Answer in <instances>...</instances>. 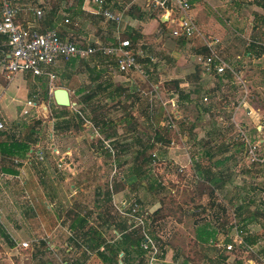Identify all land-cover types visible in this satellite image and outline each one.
<instances>
[{
    "label": "rangeland",
    "instance_id": "obj_1",
    "mask_svg": "<svg viewBox=\"0 0 264 264\" xmlns=\"http://www.w3.org/2000/svg\"><path fill=\"white\" fill-rule=\"evenodd\" d=\"M192 1L191 13L196 17L194 19L199 30L204 35L221 38L219 49L225 59L228 60L230 54L226 47L229 40H233L235 45L234 55L244 56L249 50L264 52V39L253 44L257 34L251 30L252 25L249 23L253 13L249 6L259 3V0H244L246 3H242V0ZM68 2L24 0L23 3L41 7L44 13L41 19L30 10L23 15L47 25V19L68 15ZM111 3L122 14L123 20L117 24L104 18H93L87 27L89 37L100 36L104 31L102 43L114 41V35L132 38L134 32L128 31L129 18L126 15L134 14L139 15L143 21L157 17L160 24L154 32L165 34V41L162 45L155 44L157 39L152 34L148 39L144 38L139 31L142 26L137 24L136 32L152 44H145L148 47L145 49L142 44H136V49L143 51L139 60L148 76L144 77L137 72L133 74L131 78L137 85L134 89L124 86L123 78L113 82L112 87L100 88V83L104 84L108 79L97 78V69L91 71L85 66L72 69L64 60L52 68L56 74L52 81L49 77L33 76L31 73H18L17 81H11L5 94L8 98L16 99L18 116L7 122V136H0V140L12 137L23 139L31 146L32 153L23 158L9 157L0 152V209L3 208L0 215L4 214L0 218V225L5 221V216L11 217L8 224L10 230L14 238L21 241L11 247L10 240L2 235L0 228V264H76L77 258H81L85 264H104L96 252L87 249L86 242L78 243L74 240L68 244V216H72L68 215V209L75 207L82 214L91 212L87 226L96 227L104 239L114 241L118 239L119 233H116L113 222L122 217L115 203L132 194L149 211V228L154 227L161 247H184L190 251L192 247L200 245L207 250L208 258L215 259L217 251L208 243L207 235L220 231L219 236L225 237L231 222L237 219L252 235L253 244L258 243L255 246L257 253L238 249L230 255V264L235 259H241L247 264H264L258 255H264V179H252L259 177L257 173L264 177V166L259 167L263 162L252 160L248 145L238 136V126L232 120L234 106L229 110L225 107L230 101L237 100L239 92L245 93L242 83L238 78V82L226 83L220 89L221 97L212 91L208 82L195 84L196 79L192 75L200 77L205 68L200 59L206 53L202 49L203 39L200 36L176 38L172 34L176 24L170 28L163 24L160 16L164 7L157 0H115V3ZM168 6L180 12L174 2ZM237 15L241 19L238 20ZM237 20L241 22L240 26L235 24ZM236 29L241 30L242 34ZM85 43L95 42L92 40ZM88 60L92 65L98 63L102 70L118 72L115 67L109 66L105 57L96 56L95 61L92 58ZM236 67L240 69L239 65ZM164 74L171 78L159 83ZM178 75H183L191 85L183 87L182 95L190 94L188 99L183 98L187 99L186 104L177 100V90H167L165 86L167 81L179 80L174 78ZM243 78L246 79V76ZM256 80V77H251L252 83H256ZM156 83L159 87H156ZM57 88L70 91L71 105L56 103L54 91ZM189 89L191 92H187ZM112 91L115 95L110 96ZM248 95L257 101L260 93L250 89ZM28 98L34 99L37 105L30 113L23 114L24 107L21 105H25ZM62 108L68 112L71 125L66 129H56L54 122L57 120L53 115ZM178 111L182 114L180 119L175 118ZM199 114L202 115L200 119ZM184 117L190 119L185 125L179 122ZM242 126L244 128V124ZM95 129L99 130V136ZM244 130L249 135L246 127ZM157 131L171 141L169 146H172L170 151L173 153L184 148L191 151L194 135L199 134L208 137L205 146L212 143V147L221 151L226 147V156H221L230 159L225 168L227 171L222 174V177L227 175L230 185L226 195L224 191L222 195L216 190L213 193V188L200 179L193 182L189 175L191 172L180 170L179 163H186L183 157L171 158L169 149L163 145L158 144L152 148L151 142L156 138ZM212 132L214 143L209 139ZM102 137L111 140L115 155L105 148ZM142 147H151L150 153L155 159L151 165L152 172L155 178L165 183L163 186L168 187L167 190L152 192L149 179L138 184L141 190L149 192V196L135 188L138 176L132 170L136 165L137 149ZM185 159L188 162L187 156ZM2 167L17 169L18 172L8 174ZM184 180H187L188 187L183 189L181 185ZM25 181L29 183L25 184ZM108 192L111 194L109 198ZM199 193L201 198L205 197V203H199L202 208L195 210L199 206L189 205L187 201L196 198ZM149 197L161 202V212L155 213L159 207H152ZM225 197H228L227 202L222 200ZM44 201L49 207L45 210L37 208ZM97 201L100 202L98 206ZM184 202L188 204L187 207ZM103 211L109 217L105 224L99 218V213ZM153 219H156L155 224H152ZM181 254L183 257L179 259L182 264L186 254ZM203 261L208 264L205 259Z\"/></svg>",
    "mask_w": 264,
    "mask_h": 264
},
{
    "label": "built area",
    "instance_id": "obj_2",
    "mask_svg": "<svg viewBox=\"0 0 264 264\" xmlns=\"http://www.w3.org/2000/svg\"><path fill=\"white\" fill-rule=\"evenodd\" d=\"M93 2L97 6L98 13L117 24L121 23L123 20L122 15L109 9L106 6V0H93ZM170 2L176 3L180 10V15L172 34L176 38L182 39H190L195 36L202 37L207 50L200 59L205 69L221 75L226 72L235 74L234 69L223 57L219 49L221 38L204 35L199 30L191 13L193 1L157 0V3L165 8L169 7ZM29 10L34 12L39 19L42 18L44 13L41 7H33L29 4L13 0H1L0 34L4 38L0 40V66L2 73L8 80L18 73H31L34 76H47L52 81L56 77L52 68L60 61L73 57L89 58L93 56L107 58L109 66L111 68L115 67L119 72H137L144 77L148 76L144 65L139 60V55L143 56V51L133 47L130 37L121 38L118 36L114 41L108 43L97 42L91 44L77 42L63 38L56 27L40 30L34 26L21 24L19 22L20 15ZM69 21V18L66 17L65 22ZM151 59L154 60V57H151ZM240 82L244 88V95H248L247 86L242 80ZM204 98L207 100V97ZM27 106L23 110L25 114L30 113L36 107V103L32 99H29ZM235 123L239 130L238 136L248 145L252 160L260 161V157L257 154L259 144L251 140L250 136L239 123L236 121ZM4 128L5 124L0 115V131ZM95 133L98 136L100 135L97 129H95ZM102 139L105 148L115 155V149L111 144V140L103 137ZM3 174L7 173L4 172ZM115 204L121 216L126 218L129 228L139 229L143 235L141 246L145 253L142 258L137 260L136 264H158L162 260V247L157 238L151 234L149 211L143 206L140 199L133 194L120 198ZM219 232L209 241V244L215 248L224 250L231 255L238 249L257 253L255 246L258 243L253 244L248 241L250 233L237 219L231 222L230 230L225 237L221 238ZM24 244L27 245V243ZM100 250L103 251L104 246ZM258 255L264 261V255L262 253ZM230 258L226 264L231 263Z\"/></svg>",
    "mask_w": 264,
    "mask_h": 264
},
{
    "label": "crops",
    "instance_id": "obj_3",
    "mask_svg": "<svg viewBox=\"0 0 264 264\" xmlns=\"http://www.w3.org/2000/svg\"><path fill=\"white\" fill-rule=\"evenodd\" d=\"M68 15H61V16H57L54 19H47L48 23L47 25L43 24L42 22L35 20V19H31L28 15H23L21 14L19 17V22L21 24L24 25H30V26H34L39 28L40 30H45L47 28L50 27H56L58 29L59 34L66 39H71V40H75L77 42H86V41H94L95 43L97 42H102L103 38L102 35L104 34V31L101 32L100 36L97 35H90V37L88 36V30L87 27H89L90 22L92 21L93 18H104L106 20H108L107 18H105L103 15H101L100 13L97 12V6L95 5V3L93 2V0H68ZM234 1V0H231ZM260 2H256L253 5H250L249 7L252 8V20H250V24L251 26V30L254 31V34H257L255 36V39L253 41L254 43H260L262 42V40L264 39V0H259ZM107 2V7L115 12L118 13V11L114 8V5H112L111 2L115 3V0H106ZM242 3H246L244 0H242ZM26 14V13H25ZM59 14V13H58ZM100 15V16H99ZM122 15V14H121ZM180 15L179 11H174V9H172L170 6L168 8L163 9V13L160 16V20L162 22H165V25L170 28L172 27L174 24H176V21L178 19ZM193 15V13H192ZM129 18V25L128 27V31H132L135 33L136 30L138 29V25L142 26V29L139 31L145 36L144 38L150 37V34H152L153 38H156L157 40L155 41V44L158 43L160 45L163 44V42L165 41V34H163L162 32L160 33H155L154 31L158 30V26H159V20L157 17H153L150 18L147 21H143L142 19H139V15H134V14H127L126 15ZM194 16V15H193ZM68 17L69 18V22L68 24L65 22L64 18ZM194 18H196L194 16ZM237 19H241L239 15H237ZM238 20L235 22V24L237 23V25H241V22L238 23ZM111 21V20H108ZM112 23H115L114 21H111ZM140 22V23H139ZM138 24V25H137ZM117 26H116V31H117ZM102 30V29H100ZM238 30V29H236ZM115 31V32H116ZM239 34H242L241 30H238ZM106 35H110L109 33H107ZM137 35H139V39L137 40V44H142L143 48H148L146 47L147 44H152L151 41L147 42L145 41V39L143 38V35L141 36L140 34L137 33ZM111 36V35H110ZM114 36H118V35H114ZM115 37V39H116ZM151 37V38H152ZM252 43V42H251ZM250 42H248V44H251ZM146 44V45H145ZM181 44V42H180ZM183 45V44H181ZM255 46V45H254ZM205 46L203 45L202 49ZM226 47L228 48L229 52V58H228V62L231 65V67L234 69L235 74L234 73H230L232 75V79L230 77H228V73H226V75H221L223 77H225L223 80L219 79V76H217L215 73L210 72L208 70H206L205 68H203L202 74L200 75V77H198V75L193 74L192 77L194 79H196L195 84H199L200 82L204 83V82H208L210 85L212 86L211 89L213 92L218 93V97H221L220 94V89L224 86L227 85L226 83H235L238 82L237 78L239 80H242L245 85L247 86V91L249 92L250 89H253L254 91L256 90L257 92L260 93V95H257V101L252 99L249 95H244L242 94V92L238 93V98L237 100H232L229 103H227L225 105V107L229 109H233L232 107L234 106V115L232 116V120H235L237 123H239L240 125L243 123L244 124V128L246 127L248 132H249V136L251 138V140L254 143H258L259 147H258V151L257 154L260 157V162H263L262 165H260L259 167H263L264 166V52H257L255 50H249L246 52V54L244 56H239L237 54L234 55L233 51L235 50V45L233 43V40H229L228 43H226ZM141 50V49H139ZM142 51V50H141ZM234 56V57H233ZM240 58V59H238ZM65 61V60H64ZM61 62V61H60ZM59 62V63H60ZM58 63V64H59ZM57 64V65H58ZM56 65V66H57ZM237 65H239L240 69H237ZM54 66V67H56ZM102 71L101 73V78L103 79H108V82H105L103 85L106 86V84L111 83V85L109 87L113 86V82H117L118 78H123V80L125 81L124 86H127L129 89H134L137 85L135 84V80L131 78V76L133 74H135V72L132 73H122V72H113V71H109V70H105ZM241 73V75H240ZM24 74V73H23ZM19 75L16 74L12 79H7L4 74L1 71V66H0V115L4 121L5 124V128L6 129V124L8 121H12L15 120L17 118V104H16V99L14 97L12 98H8L6 96V90L9 89L10 83L12 80L17 81L16 77H18ZM34 76V75H33ZM241 76H246V79H244ZM44 78L47 76H43ZM251 77H256V83H252L251 81ZM5 79V81L3 79ZM171 76L167 74H164L163 77L160 78V82L161 83L163 80H168L170 79ZM175 79H179V80H186V81H182V88L181 91H179L180 93H178V91L175 93L177 96V100H179V102H183L185 103L186 100L188 99H182V93H183V87L184 85H189L188 83V79H184L183 75H178L174 77ZM200 78V79H199ZM249 83V85H248ZM158 83H156V86ZM154 85V84H153ZM191 86V85H189ZM196 86V85H193ZM108 87V88H109ZM139 88V87H138ZM56 90V89H55ZM150 92H153V90H151ZM187 92H191L190 89ZM180 94V95H179ZM245 96V97H244ZM55 98V96H54ZM179 98V99H178ZM29 99V98H28ZM32 99V98H30ZM36 105L37 102L32 99ZM188 103V102H186ZM185 103V104H186ZM233 104V105H232ZM235 104V105H234ZM184 105V104H183ZM24 108L28 107L27 103L25 105H21ZM34 109V108H33ZM32 109V111H33ZM178 113H180V118H182V114L181 112L178 111ZM177 113V115H178ZM24 114V112H23ZM202 117L201 114L198 115V118L200 119ZM179 118V119H180ZM183 120L185 121H190L189 118L184 117ZM242 122V123H241ZM242 124V125H243ZM241 125V126H242ZM243 127V126H242ZM3 129V130H4ZM205 137V136H204ZM202 137L200 134L194 135L193 138V149L190 151L188 150V148H184L180 151L176 150L174 153L172 151H170V149H172V146H169L167 144H162L160 143V146H164V148L169 149L168 152H170L171 154V158L173 157H183L184 161H186V163H179V160H177V162L180 164V170L181 171H186V172H191L189 173V175L192 176V179L194 180L193 182H196L195 179H200L204 182L207 183V185H209L210 187L214 188L216 190V192L219 195H222L221 192L224 191L226 195L227 193V188H230L229 182L226 180V182L223 184L221 181L222 178V174L224 172H226L227 170L225 169L227 166V163L230 159H228V157H221L226 156L228 150L226 147H224V150H217L215 147H212V143L210 145H206L205 146V142L207 140V136L204 138ZM213 132H212V136H209V139L214 143L215 141L213 138ZM213 139V140H212ZM7 139H5L4 141H6ZM166 149V150H167ZM166 152V153H168ZM188 157V162L185 159V157ZM258 162V161H257ZM249 167L252 165H248ZM257 167V166H255ZM3 168V167H2ZM4 168H9V167H4ZM3 168V171L5 170ZM8 174H11L9 172H7ZM257 178H252V179H264V177L262 175H259V173L256 174ZM227 177L226 176H223ZM28 181H25V184H28ZM163 184H165L162 181ZM33 183H31L32 185ZM181 187L187 188L188 187V183L187 180H184L182 182ZM135 188H141L137 185V187ZM143 188V187H142ZM143 192L145 194H147V196H149V192H147L146 190H138V192ZM137 192V191H136ZM142 193V194H143ZM201 193V192H200ZM200 193L197 194V197L194 199H190L187 201V203L189 205L195 204L199 207H196L195 210H200L202 208V205H200L199 203H205L204 199L205 197L201 198L200 197ZM150 199V204L152 207L158 208L161 205V202L157 199H152L151 197H149ZM228 198V197H227ZM227 198H222V200L224 202H227ZM152 199V201H151ZM153 204H152V203ZM185 203V202H184ZM187 203H185V206L187 207ZM100 204L99 201H97V206ZM34 207V205H33ZM3 209V208H2ZM2 209H0V212H3ZM31 210V209H30ZM3 214V213H2ZM35 215V214H33ZM4 216L0 215V218ZM5 221H2L3 226L6 229V232L12 237L14 238V234L12 233V231L10 230V227L8 224H10V220L11 217H6L5 216ZM7 220V223H6ZM3 235V234H2ZM17 242V244H19L21 241L19 239L14 238ZM164 257L162 258V260L158 263V264H181L179 257H183V255L181 253H185L186 255L190 254L189 249H186L184 247H164Z\"/></svg>",
    "mask_w": 264,
    "mask_h": 264
},
{
    "label": "trees",
    "instance_id": "obj_4",
    "mask_svg": "<svg viewBox=\"0 0 264 264\" xmlns=\"http://www.w3.org/2000/svg\"><path fill=\"white\" fill-rule=\"evenodd\" d=\"M16 2H24V0H13ZM107 6V4H106ZM56 13V12H55ZM65 20V18H64ZM52 21V20H51ZM67 23V22H66ZM68 24V23H67ZM165 25V22H163ZM4 38L3 35L0 34V40ZM132 45L136 48L137 40L139 39V35L137 33L132 35ZM207 49L206 47L203 48V51L205 52ZM92 58L94 61L96 59V56L89 57ZM102 58V57H101ZM104 60V59H103ZM67 64L72 68H76L77 66H85L91 71L98 70L97 78L101 77L102 69L99 67L98 63H94L92 65L91 61L88 60V58H79V57H73L68 60H65ZM228 73V77L232 79L231 72ZM223 74V75H226ZM217 76H219L220 80H223L225 77L221 76V74L215 73ZM111 83L106 84L104 89H107ZM103 83H100V88L103 87ZM165 86L167 90L175 89L177 91H181L182 88V81L181 80H170L169 82L165 83ZM83 91V89H81ZM79 90V92L81 91ZM110 96L115 95V92L112 91ZM190 95V94H189ZM189 95H181L183 98H188ZM180 113L175 116L176 119L180 118ZM53 117L57 120L54 122V127L56 129H66L70 127L71 120L68 115V112L62 108V110L53 115ZM113 121V120H111ZM108 122V121H107ZM180 124L185 125L187 121L180 120ZM106 124V122H103ZM156 138L152 139L153 144H151L152 148L156 145L162 143L169 145L171 141L167 139L166 135H163L161 132L157 131ZM6 135L5 129L0 131V136ZM7 136V135H6ZM108 136H113V134H109ZM5 139L0 140V152H2L4 155L9 157H23L25 158L31 151V146L29 143L23 139H17L16 137H12L4 141ZM151 148V147H150ZM150 148L148 147H142L141 149H137L136 155H135V163L132 172L138 176V182L135 184V187L141 183L144 179H149V189L152 192H163L168 189V187L163 186L162 180L159 178L154 177V173L152 172V161H154V157L152 153H150ZM32 153V152H31ZM5 171L9 173H17V169L13 168H4ZM221 182L224 184L227 180V177H222ZM215 190L214 188L211 190ZM214 193V191H213ZM111 194L108 192V198L111 197ZM44 201L41 205L39 203L37 208H43L44 210L49 207L48 203ZM161 207H159L155 213L161 212ZM104 212V213H103ZM102 214L99 213V218H101L105 223H108L109 217H107L105 211H103ZM68 221L70 222L68 225V228L70 230V236L68 238V244L71 243V241H76L78 243L86 242L88 244L87 249L92 250L96 252V255L98 258L102 261L104 264H136L137 260L142 258L144 255V250L141 246V242L143 239V235L139 231V229H129V226L127 225V220L124 217L117 218L113 222V226L115 228L116 233H119L118 239L114 241H110L107 239H104L102 237V232L99 230H96V227L90 225L87 226L90 219L91 212L88 214H82L77 208L71 207L68 209ZM156 219H153L152 224H155ZM0 228L2 230V234L10 240V246L15 247L17 245V242L14 238H12L7 232L3 224L0 225ZM151 234L156 238L157 232L155 231L154 227L150 229ZM216 236V232L209 233L207 235L208 243L211 238ZM252 235L248 237V241L250 243H253L254 240H252ZM202 237V236H201ZM197 245V244H196ZM104 246V250L101 251V247ZM162 246L164 244L162 243ZM200 245H197V247H192L190 250L189 255H185L184 259L182 260V264H204L202 262L203 259H205L208 264H226L227 260L230 258L229 253H227L224 250L216 249L217 251V257L213 259L212 257L208 258L206 255L208 253L207 250L204 249V247H199ZM164 247H162V258L164 257ZM122 253V256L120 257V254ZM85 254V253H84ZM183 254H185L183 252ZM86 255V254H85ZM86 259H89V256L86 257ZM76 264H85V261H82L81 258L76 259ZM232 264H247L241 259H235Z\"/></svg>",
    "mask_w": 264,
    "mask_h": 264
},
{
    "label": "water",
    "instance_id": "obj_5",
    "mask_svg": "<svg viewBox=\"0 0 264 264\" xmlns=\"http://www.w3.org/2000/svg\"><path fill=\"white\" fill-rule=\"evenodd\" d=\"M55 101L62 106H69L72 104L70 91L66 88H57L54 91Z\"/></svg>",
    "mask_w": 264,
    "mask_h": 264
}]
</instances>
